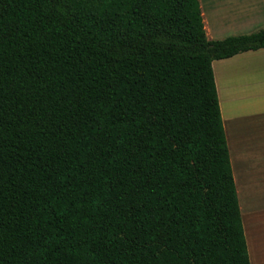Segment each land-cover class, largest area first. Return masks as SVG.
Returning a JSON list of instances; mask_svg holds the SVG:
<instances>
[{
    "label": "trees",
    "instance_id": "1",
    "mask_svg": "<svg viewBox=\"0 0 264 264\" xmlns=\"http://www.w3.org/2000/svg\"><path fill=\"white\" fill-rule=\"evenodd\" d=\"M199 0H0V264H250Z\"/></svg>",
    "mask_w": 264,
    "mask_h": 264
},
{
    "label": "crops",
    "instance_id": "2",
    "mask_svg": "<svg viewBox=\"0 0 264 264\" xmlns=\"http://www.w3.org/2000/svg\"><path fill=\"white\" fill-rule=\"evenodd\" d=\"M199 5L208 39H221L264 27V0H199ZM211 65L226 142L228 141L227 147L244 235L247 243L248 238L249 241L252 240V256L254 255L258 260L257 242L253 238L250 220L249 222L246 220L248 227L246 221L244 222L241 211V194L237 190V185L243 184L246 189H251L250 194L258 185L264 186V141L262 140L264 133V47L242 51L227 58L214 59ZM236 131L246 134L249 138L247 141L253 138L256 140L261 136L260 142L247 143L242 148L239 145L240 138ZM255 133L259 135L254 137ZM234 159H237L239 164L237 169L236 167L234 169ZM235 171L238 172V176ZM254 197H256L255 194ZM249 256L251 260L250 253Z\"/></svg>",
    "mask_w": 264,
    "mask_h": 264
},
{
    "label": "rangeland",
    "instance_id": "3",
    "mask_svg": "<svg viewBox=\"0 0 264 264\" xmlns=\"http://www.w3.org/2000/svg\"><path fill=\"white\" fill-rule=\"evenodd\" d=\"M259 28V27H258ZM256 28V29H258ZM261 28V27H260ZM255 29V30H256ZM242 131H246V130H242ZM242 131H236L238 134V137L240 138L239 141V145L243 148V146H245L247 143H254V142H260V137H258V139L254 140L250 139L249 141H247L249 138H247L246 134H244ZM259 134L255 133L253 136L257 137ZM237 137V138H238ZM262 140L264 141V133L262 135ZM228 143V141H227ZM230 144V143H229ZM228 144V146H229ZM239 151H242L239 149ZM264 160V158H263ZM235 163L237 165H235ZM236 169L239 167V164L237 163V159H234V169ZM236 176H238V172L235 171ZM237 190L239 192V194H241L240 197V201H241V211H242V215L244 216V222L247 220H250L251 226H252V234H253V238L254 240H256L257 242V246H258V253H257V258L258 260L255 258V256H252V252H253V244H252V240L249 241L248 238V243H247V238L245 236L246 239V244H247V250H248V245H249V250H248V255L250 253L251 255V260H250V264H264V186H259L254 188V192H252V196L250 194L251 189H246V187L242 185H237ZM255 191H257L255 193ZM254 197L253 198V196ZM254 199V201H253ZM246 221V226L248 227V223ZM249 222V221H248ZM243 224V221H242ZM243 230H244V226H243ZM245 234V231H244ZM250 258V256H249Z\"/></svg>",
    "mask_w": 264,
    "mask_h": 264
}]
</instances>
